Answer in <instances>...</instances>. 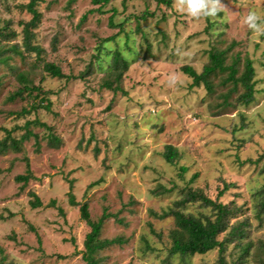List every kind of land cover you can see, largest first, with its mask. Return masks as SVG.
Wrapping results in <instances>:
<instances>
[{"label":"rangeland","instance_id":"1","mask_svg":"<svg viewBox=\"0 0 264 264\" xmlns=\"http://www.w3.org/2000/svg\"><path fill=\"white\" fill-rule=\"evenodd\" d=\"M28 3L0 0V28L10 24L17 34L0 43L5 49V61L0 62V140L3 128L20 139L23 126L38 120L52 129L60 146L49 145L48 130L32 127L38 139L23 143L19 152L0 153V264H84L90 228L79 207L71 206L70 192L78 204L89 203L92 220L110 215L101 239L125 240L99 254L104 264H219L218 249L205 255H171L175 221L153 215L168 211L189 189L239 207L232 224L247 222L243 243L251 249L240 259L236 241L223 256L228 264H260L264 213L258 219L256 196L264 188V35L254 34L245 18L254 11L264 21V0H219L214 17L181 12L179 0L171 8L157 0H114L104 13H90L98 8L92 0H42L33 40L42 50L40 57L23 47L21 23L31 19L24 9ZM13 46L21 55L10 51ZM212 50H229L227 64L239 58L238 76L244 60L253 61L252 104L238 103L241 87L234 91L232 84H222L227 74L212 78V93L204 85L192 86L182 68L201 73ZM116 51L129 62L117 83L122 91L103 87L106 81L116 87ZM44 63L60 67L67 77H51ZM19 74L47 92L50 112L38 109L22 115L39 102L34 96L9 101L22 87ZM167 146L180 154L173 165L163 157ZM26 160L35 179L22 189L15 178L26 173ZM225 185L232 187L219 196ZM30 192L38 195L41 208H31ZM182 211L213 215L201 203Z\"/></svg>","mask_w":264,"mask_h":264},{"label":"trees","instance_id":"2","mask_svg":"<svg viewBox=\"0 0 264 264\" xmlns=\"http://www.w3.org/2000/svg\"><path fill=\"white\" fill-rule=\"evenodd\" d=\"M41 1L42 0H29V3L24 6V9L31 15V19L26 23H21V26L23 27V47L27 53H35L37 57L41 56L42 50L33 44V40L35 39L34 30L38 27V24L41 21V14L37 9V5ZM71 1L74 2V0ZM112 1L114 0H92V4L98 8L92 10L90 13H93L94 11L104 13L103 9ZM173 1L174 0H157L159 5H163L168 8L172 7ZM137 32L142 33L140 28L137 29ZM16 36L17 34L11 30L10 24L0 28V43L11 40L12 38L14 39ZM4 51L5 49H0V62L5 61V59L2 58ZM10 51L16 55H21L18 46L11 47ZM228 52L229 50L210 51L209 63L204 66L201 73H198L190 66L183 67L182 72L192 79L193 87H200L201 85H204L205 89L209 93L213 92L212 78L221 74H227V76L223 79L222 84L224 86L232 84L234 91L241 87L243 89V93L237 98L238 103L243 106H249L254 102L256 95V71L253 61L247 57L244 60L243 72L240 76H238L240 72L238 64L239 58L236 57L232 60L231 64H227ZM112 65L115 72L118 73L115 77L116 87H113V83L110 81H106L105 84H103V87L108 90L122 91L117 83L122 78L124 72L128 70L129 62L123 58L119 51H116L112 57ZM43 69L53 78L64 79L67 77L63 74L61 68L55 64L44 63ZM18 81L21 83L22 87L9 97V101L23 98L25 94L29 97L34 96L35 99H39L38 103L35 102L31 105L30 110H23L21 112L22 115L29 114L31 111H36L38 109H44L47 112L51 111L52 104L47 97V92L43 91L39 86L36 87L31 84L29 85L30 82L25 74H19ZM32 127H41L48 130L50 132L48 135L49 145L53 148H59L60 140L52 134V129L45 123L34 120L27 122L23 126L22 129L25 132L20 139H16L12 136V130L3 128L2 131L5 133V137L0 140V153L4 155L9 151L19 152L22 149L23 143L29 141L32 137L38 139V136L32 132ZM179 155L180 154L176 148L173 146H167L163 157L168 164L173 165L178 160ZM186 172L187 168L182 167L181 173ZM34 179L33 173L30 169V163L26 160V173L24 175L17 176L15 180L17 183L22 184V189H24L29 182ZM230 187L232 186L225 185L219 196H222ZM29 196L31 197L30 206L32 209H38L43 206L36 193L30 192ZM256 197H258L259 212L257 213V217L259 219L260 215L264 213V188L257 193ZM69 201L71 206L79 207L82 221H84L90 228V232L86 235L84 241V252L82 254L84 264H104V262L98 257L99 254L112 246L125 244V240L122 238L111 240L101 239L103 226L110 218V215L103 213L100 219L94 221L92 220L90 214L88 202L78 204L72 192L69 194ZM192 203H201L203 208L211 209L213 215L211 217H197L193 214H185L182 211L183 208ZM54 204L55 202L52 203V205ZM239 212H241L239 207H237L234 203L224 205L216 200L214 201L206 197L201 191L189 189L183 192L182 198L174 202L173 207H170L168 211H164L161 215H153L158 217V219L173 218L175 221L177 230L172 232V247L170 249L171 255H179L181 257L205 255L215 249H218L221 254L218 263L228 264L223 256V253L226 251L229 243L238 242L241 247L240 259L249 255L251 249V245L243 243L246 239L245 227L247 226V222L232 224V221L237 218ZM30 228L35 231L31 226ZM227 232H229L227 238L222 241L219 240V237ZM38 242L41 243L40 239H38ZM260 251L264 254V243L261 244ZM242 261L243 260H238L237 264H241ZM258 263L264 264V260H258Z\"/></svg>","mask_w":264,"mask_h":264},{"label":"clouds","instance_id":"3","mask_svg":"<svg viewBox=\"0 0 264 264\" xmlns=\"http://www.w3.org/2000/svg\"><path fill=\"white\" fill-rule=\"evenodd\" d=\"M218 3L219 0H179L178 10L192 17H214L219 11ZM245 23L254 34L264 35V21H260L256 12H250L245 18ZM170 83H175V79L171 78Z\"/></svg>","mask_w":264,"mask_h":264}]
</instances>
